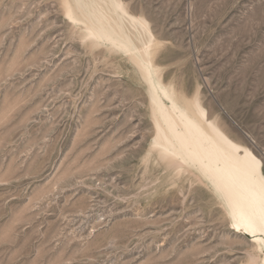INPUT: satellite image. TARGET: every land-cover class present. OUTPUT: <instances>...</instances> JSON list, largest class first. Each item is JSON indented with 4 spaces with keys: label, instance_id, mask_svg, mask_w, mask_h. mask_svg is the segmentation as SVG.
<instances>
[{
    "label": "rangeland",
    "instance_id": "1",
    "mask_svg": "<svg viewBox=\"0 0 264 264\" xmlns=\"http://www.w3.org/2000/svg\"><path fill=\"white\" fill-rule=\"evenodd\" d=\"M223 183L264 198V0H0V264H264Z\"/></svg>",
    "mask_w": 264,
    "mask_h": 264
},
{
    "label": "bare ground",
    "instance_id": "2",
    "mask_svg": "<svg viewBox=\"0 0 264 264\" xmlns=\"http://www.w3.org/2000/svg\"><path fill=\"white\" fill-rule=\"evenodd\" d=\"M243 182L244 181H241L242 184H245ZM223 184L227 189L228 195L238 203V206L241 207V212L248 215V218L253 224H264V198L262 193L257 190V192L255 190H242L238 192L232 187L233 185H226V183Z\"/></svg>",
    "mask_w": 264,
    "mask_h": 264
}]
</instances>
